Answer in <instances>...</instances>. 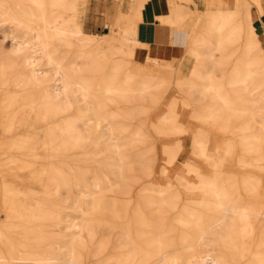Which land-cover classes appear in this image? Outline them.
I'll list each match as a JSON object with an SVG mask.
<instances>
[{"label": "bare ground", "instance_id": "obj_1", "mask_svg": "<svg viewBox=\"0 0 264 264\" xmlns=\"http://www.w3.org/2000/svg\"><path fill=\"white\" fill-rule=\"evenodd\" d=\"M88 2L0 0V24L11 43L9 51L0 50V95H13L18 116L13 135L25 112L46 122L37 158L10 150L0 173V214H5L0 264H220L223 243L242 238L264 247V207L242 203L231 193L239 182L254 195L264 176V46L257 27L239 28L232 11L211 12L206 35L183 34L194 66L193 76L181 75L179 82L203 93L205 101L193 116L231 137L207 144L201 130L180 119L179 106L189 111L188 101L173 95L151 122L159 135L173 137L162 143L164 163L156 169L152 155L145 163L130 150L144 142L153 151L142 118L146 121L150 106L160 101L162 82L169 77L154 79L152 68L161 64L160 57L140 54L145 46L138 25L156 20L181 30L194 9L178 4L149 15L148 0H130L128 10L107 24L115 41L90 50L99 36L78 23L80 6ZM186 133H191L192 157L172 180L169 166ZM238 140L253 159L238 156L242 172L232 175L224 166ZM17 161L22 172L11 170ZM93 164L101 179L84 182L70 206L80 220L59 217L60 198L52 192L61 191L62 168L81 181L79 169ZM155 170L164 177L142 183ZM105 228L117 231L122 241L112 247L110 235L102 234ZM244 264H264V255Z\"/></svg>", "mask_w": 264, "mask_h": 264}, {"label": "rangeland", "instance_id": "obj_2", "mask_svg": "<svg viewBox=\"0 0 264 264\" xmlns=\"http://www.w3.org/2000/svg\"><path fill=\"white\" fill-rule=\"evenodd\" d=\"M89 1L90 2H88V5L86 4V5L80 6L81 15L79 16L78 23H83L84 29L87 33L96 34L100 37V38L98 37L96 42L93 44V47L90 48V50H91L94 48H103V47H105V46H107V45H109L115 41V37L113 35H110V32H108V28H107V22L111 21V18L113 17V15L115 13V1H113V0H89ZM193 1H192V3H189V4L193 5L194 3L199 2L200 0H193ZM231 1H232L231 5H226L224 7L214 6V3L215 4H218V3L213 1L211 3L212 6L210 7V13L219 11L221 9H225L229 6H232L236 2H239L240 0H231ZM249 1L251 4H253V8H254L253 11H254L255 17H258L261 24L264 25V0H258L256 2H255V0H249ZM257 2H260V3H257ZM238 8H239L240 12H243L245 10V6L242 4H240L238 6ZM210 13H209V17H210ZM199 16H201L200 11L196 10V13L193 15V17H190L191 19H193V21H195L194 26H192L191 28L188 27V28H186V30L184 32H181V34L179 35L177 40L169 41V42H177L180 38L181 47H179L177 49L176 54L172 57H179L181 55H188V52H187L188 50L185 49V41H184V35L183 34L184 33H191L193 31V29L203 30L205 28L206 19H205V21L203 20V22H201V24L198 26L197 22H198ZM83 18H85V19H83ZM112 22L113 21H111V23ZM255 22H256V20L251 25H248V26H241V25H237V26L239 28L256 26ZM182 29H183V26H182ZM182 29L180 31H182ZM7 33L8 32H7L6 26L4 24H0V50H3L5 52L9 51L11 49V47H10L11 43L7 38ZM160 37H162V36H160ZM144 49H145V51H147L148 48L145 47ZM169 58H171V57H169ZM137 59L142 60L141 57H138ZM153 71H154V73H152V75H153L154 79L166 76L165 73H163L159 70H156V71L153 70ZM192 74L193 73L190 72V73L186 74L185 76L192 77L193 76ZM181 75H178L176 77H169L167 80L162 82V87L160 88V93L162 96H161L160 101L157 104L150 106L149 113L146 116L147 117L146 121H145V119L142 118V121H144L147 125L148 133L150 134L151 139H152V143L155 146L153 151L148 152L146 150L147 145L144 142L140 143L139 146H137L135 149L132 148L130 150L131 152H134V151L137 152L136 153L137 155L135 157L132 156V158H137L139 156V158L145 163L150 162L149 160L147 161V157L149 155H152V161H155V168L156 169H159L160 165L162 163H164V160H163L164 155L161 152L162 143L172 142L173 137L172 136L171 137H164V136L159 135V133L155 129H153V127H151V122H152V118L155 119L159 114H161L164 111L166 105L168 104V102H170L173 95H178L180 100L186 99L188 101L189 111H188V108L179 106L180 119L185 124H190L191 127H193V129L201 130V132L204 133L205 141L207 144L212 143V141H214L216 139L219 142L221 139L224 140V139H229L231 137V135H229L228 137H225V138H224V136L216 135L215 132H219V133H228V132L220 131V130L214 131L211 128L205 126L204 123H202L201 121L194 118V116H193L194 112H196L205 103V101L202 99L203 93H197L196 89L190 88V87L187 88V87L181 85L179 82V76H181ZM152 90L154 91L153 88L149 89V91H152ZM155 91H157V90H155ZM202 91L203 92L207 91V89L203 88ZM71 101H73L72 98H71ZM28 114H29L28 112H25V117L28 116ZM17 118H18L17 115L14 118V115H13V112L11 111V109L9 110L7 107L5 109H0V146L3 148L4 151L6 150V148H8V146L11 143V139L13 136V122H14V119L16 122ZM43 122L44 123H42V120H41V122H40L41 126H44L46 124L45 121H43ZM81 125L82 126H80L79 129L83 130L85 127L83 125V122H81ZM181 138L183 141V148H182L181 152L179 153L177 160L169 166V175H170V178L172 180H175L176 173H184L183 161L192 157L191 133L183 134V135H181ZM129 140L133 141V142H130L131 144H137V142L134 141L132 138H129ZM237 145H238L237 153L239 156H242V157L247 158V159H252V155H248L242 149L240 140L237 141ZM38 148L40 149V145L38 146ZM11 152L15 153L17 155H20V156L28 157L30 159H36L37 155H38V151L35 152L34 154H26V153H21L19 151H11ZM16 165L17 166L20 165V162L17 161L16 164L11 165V170L22 172L23 170H20V168L17 167ZM232 165L235 166V162ZM32 166L34 169H37L36 164H34ZM73 167H74V170L76 171L77 167L76 166H73ZM62 169L64 170V176L59 181V185H61V191L52 192L58 198H60V202L57 205L56 212H57V214H59V217H61L63 219L70 220L71 218H75L76 220H80V216H81L80 213L77 211H73L70 208V206L75 203V197H76L75 192L77 190L81 189L83 187V183L86 181H88V182L99 181L102 177L101 170L95 164L88 165V167H86L85 170L79 169L80 176H81L82 180L76 181L75 178H71L66 167H64ZM233 169H234L233 170L234 173H239L238 169H235L234 167H233ZM161 177H164V175L158 173L155 170L154 175L151 178H149V179L142 178L141 181H142V183L143 182L148 183V185H149L150 181H154L156 178H161ZM177 185H178V183H177ZM62 192H64V194H62ZM234 193L236 196H238L240 198L242 203H253L252 199L254 196L245 193L244 189L242 188V186L239 182H236V186L234 187ZM66 195H68L71 199L68 202L62 200V198H64V196H66ZM186 197H191V195L187 194ZM79 205H82V202H80ZM0 215H1L0 217L3 219L5 214L2 212ZM68 215H70V217H68ZM60 232L63 233L64 232L63 229H61ZM102 234H105V235L109 234L110 235V237L112 238V245H111L112 247L116 246V244L118 243V240L122 241V238L118 235L117 231H115V230L112 231V230L105 228L103 230ZM228 244H229V242L228 243L226 242V243H223L222 246L225 247ZM89 261L93 262V258H91Z\"/></svg>", "mask_w": 264, "mask_h": 264}, {"label": "crops", "instance_id": "obj_3", "mask_svg": "<svg viewBox=\"0 0 264 264\" xmlns=\"http://www.w3.org/2000/svg\"><path fill=\"white\" fill-rule=\"evenodd\" d=\"M115 1V13L111 18V21L119 14V12H126L128 10V5L130 0H113ZM193 1V0H192ZM215 1L218 4L214 3V6H226L231 5V0H200L199 2L191 5L192 9L196 13V10L200 11V15L198 18V26L205 21L206 26L203 30L193 29L190 34H198V35H206L210 26V7L211 3ZM194 2V1H193ZM190 0H148L146 4V10L149 15H151L154 11H165L169 9H174L178 4L180 5H189ZM242 4L245 6V10L243 12L239 11L238 6ZM252 6V7H251ZM253 4L250 3L249 0H240L236 2L234 5L229 6L225 9H221L216 12H226L232 11L235 13V21L237 25L248 26L251 25L256 20V27L258 30L259 37L261 39L262 45L264 46V26H262L258 17L254 15ZM193 17V16H191ZM255 17V18H254ZM110 21V22H111ZM110 22H107L109 24ZM154 22V23H153ZM195 21L188 17L184 24L183 29L180 31L179 27L175 24H166V25H157V21H142L138 25L137 36L143 41L144 46L147 47V51L153 56L160 57V65L157 67H153V70H159L166 74L167 77H176L178 75H186L190 73L192 67L194 66V61L188 55H181L179 57H172L176 54L177 49L181 47L180 38L177 42H169L177 40L181 32H184L186 28H191L194 26ZM162 36V37H160ZM141 53L145 52V49L140 50ZM171 57V58H169ZM179 61V63H178ZM179 65V66H178ZM154 72V71H153ZM3 85V80L0 79V86ZM8 108L13 112L14 118L17 113L14 106L13 95L8 92H2L0 95V109ZM15 123V119L13 122V126ZM42 131L43 126L31 116L20 117L17 121L15 133L11 139V143L4 151L0 146V173L4 171L5 166L8 162V158L11 151H19L21 153L26 154H34L39 151L38 146L40 145L42 139ZM216 135L228 137L231 135L228 133H219L215 132ZM218 137V136H217ZM223 139H221L222 141ZM237 144V141H236ZM238 147V145H237ZM248 154V153H247ZM250 155V154H248ZM237 150L235 153L226 161L224 170L232 175H240L242 170L241 167L237 163L238 157ZM242 157V156H239ZM191 158V157H190ZM189 158V159H190ZM244 158V157H243ZM187 159V160H189ZM246 160H252L247 159ZM233 166L232 164H234ZM204 163H200V167H204ZM233 167L239 170V173L233 172ZM236 185H232L231 193L233 197L240 199L234 193V187ZM252 202L258 207H264V176L260 179V187L257 189L256 193L253 195ZM225 254L220 260V264H244L247 260L252 259L256 254L262 253L264 255V247H257L248 245L241 239L237 241H231L228 245L224 247Z\"/></svg>", "mask_w": 264, "mask_h": 264}]
</instances>
